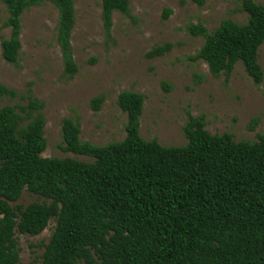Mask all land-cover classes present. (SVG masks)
Returning a JSON list of instances; mask_svg holds the SVG:
<instances>
[{"label":"trees","instance_id":"trees-1","mask_svg":"<svg viewBox=\"0 0 264 264\" xmlns=\"http://www.w3.org/2000/svg\"><path fill=\"white\" fill-rule=\"evenodd\" d=\"M1 2L8 13L4 27L11 29L1 41L5 62L18 66L25 11L50 2L59 11L64 73L72 78L78 72L71 44L74 0ZM239 11L247 15L245 23L225 19L213 32L189 24L187 32L205 41L191 59L226 80L241 63L259 85L264 5L240 0ZM115 12L131 18L130 0H102L108 39ZM171 13L165 9L164 18ZM172 47L156 46L147 56H163ZM17 95L0 83V100ZM22 98L26 105L0 107V264H19L17 233L40 235L52 220L54 232L32 264H264V133L255 142H238L230 133H210L205 116L188 113L187 144L163 146L140 134L145 96L123 91L118 105L127 114L124 140L83 141L79 119L65 118L62 150L92 161L46 158L45 103L31 93ZM104 100V94L93 98L92 108L100 110ZM25 190L41 201L15 205Z\"/></svg>","mask_w":264,"mask_h":264},{"label":"rangeland","instance_id":"rangeland-1","mask_svg":"<svg viewBox=\"0 0 264 264\" xmlns=\"http://www.w3.org/2000/svg\"><path fill=\"white\" fill-rule=\"evenodd\" d=\"M76 23L71 37L78 72L69 78L57 41L58 9L50 2L34 6L22 16V50L18 66L2 58L1 41L10 38L4 27L6 6L0 0V83L15 90L17 98H2L5 105H26L30 93L45 103L46 158L92 159L62 150V120L78 118L81 139L95 145L122 141L126 137L127 114L118 105L123 91L145 96L140 134L163 146H184V126L188 113L205 116L212 134L230 133L236 141L255 142L264 133V82L257 85L237 64L229 80L215 78L203 61H193L204 44L202 37L187 32L189 24L202 23L213 32L223 20L245 23L240 0H130L131 18L113 14L111 38H107L102 18V0H74ZM264 5V0H255ZM165 9L172 10L164 18ZM167 43L172 49L160 57L147 56L156 46ZM264 69V44L259 51ZM164 85L170 88L166 90ZM100 94L105 100L100 110L91 106ZM259 119L254 130L250 125ZM41 201L25 190L15 205ZM50 221L40 235L17 233L19 264L34 263L54 232Z\"/></svg>","mask_w":264,"mask_h":264}]
</instances>
